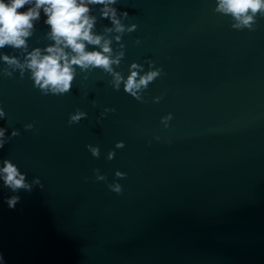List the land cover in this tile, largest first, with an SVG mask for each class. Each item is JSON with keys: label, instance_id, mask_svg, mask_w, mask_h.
Listing matches in <instances>:
<instances>
[{"label": "water", "instance_id": "water-1", "mask_svg": "<svg viewBox=\"0 0 264 264\" xmlns=\"http://www.w3.org/2000/svg\"><path fill=\"white\" fill-rule=\"evenodd\" d=\"M218 4L116 0L122 32L89 4L119 62L74 65L63 94L26 66L55 43L43 9L26 47L0 48V168L10 160L32 185L13 192L0 176L6 264H264V15L236 28ZM133 63L137 79L159 73L136 96L124 87Z\"/></svg>", "mask_w": 264, "mask_h": 264}, {"label": "clouds", "instance_id": "clouds-1", "mask_svg": "<svg viewBox=\"0 0 264 264\" xmlns=\"http://www.w3.org/2000/svg\"><path fill=\"white\" fill-rule=\"evenodd\" d=\"M115 3L116 0H0V48L5 45L16 48L26 47L25 38L32 34L33 21L40 19V12L43 9L47 17L45 23L51 28L49 35L55 43L47 46L43 54L39 48L30 52L26 59V66L31 69L36 86L45 92L50 90L53 94L66 93L71 88L74 65L81 68L101 67L111 71V65L119 62L110 58L109 42L107 40L102 42L103 38L92 32L96 18L89 15L88 6L89 4L103 5L102 16L110 18L115 30L122 32L124 25L117 17L116 9L111 7ZM26 5L29 7L25 11H19ZM217 11L231 14L237 21L233 27L247 26L251 29L254 16L257 13L264 15V0H219ZM124 15L127 16V12ZM86 43L98 45L101 50L87 51ZM66 49H70V51H66ZM2 59L9 65H17L20 68L25 66L21 65L15 57L4 55ZM137 67L138 65L133 63V70L124 81L125 91L133 96H136L137 90L142 86L147 87L148 83L159 75L158 71H150L137 79L138 73L135 70ZM8 74L10 75V73ZM121 79L122 77L117 74V88ZM4 115V110L0 108V117ZM85 116V113L77 111L70 115L68 123H78ZM171 118L170 113L167 117L162 118V123L167 127V122ZM26 128H32V125H26ZM4 131L0 128V138L4 137ZM12 135H18V132L14 130ZM5 142L0 139V148ZM122 146V142L117 144V147ZM88 147L94 156H99L97 147L91 145ZM113 154L110 152L109 158H112ZM117 175L123 174L118 172ZM0 176H2L4 185L13 192L20 189L28 191L32 189V185L26 182L25 175L8 159L4 160L3 167L0 168ZM97 178L104 179V177ZM109 187L117 193L121 192L119 184L109 185ZM19 199L18 195H13L6 198V201L10 208H14ZM0 264H6L2 253H0Z\"/></svg>", "mask_w": 264, "mask_h": 264}]
</instances>
